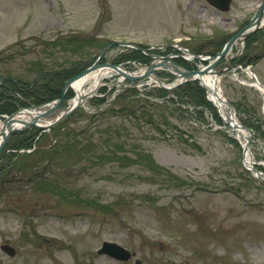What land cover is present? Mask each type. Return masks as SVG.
<instances>
[{"label": "rangeland", "instance_id": "obj_1", "mask_svg": "<svg viewBox=\"0 0 264 264\" xmlns=\"http://www.w3.org/2000/svg\"><path fill=\"white\" fill-rule=\"evenodd\" d=\"M256 1L219 12L206 0H0V115L57 100L34 93L63 91L96 64L134 73L179 56L197 70L177 47L217 56ZM243 45L220 86L252 133L261 177L199 81L168 91L112 75L61 123L17 130L0 151V264H264V98L248 74L232 72L264 54V28ZM256 65L264 85V59ZM106 241L129 259L100 255Z\"/></svg>", "mask_w": 264, "mask_h": 264}, {"label": "bare ground", "instance_id": "obj_2", "mask_svg": "<svg viewBox=\"0 0 264 264\" xmlns=\"http://www.w3.org/2000/svg\"><path fill=\"white\" fill-rule=\"evenodd\" d=\"M262 1L263 0H257L255 3L250 5L251 11H254V10L257 11ZM187 54H188L186 55L187 60L191 62L193 59V55H191L190 53H187ZM157 64L158 65L156 67L159 66L160 70H164L167 73H169L172 82L168 83L169 80H164L161 77H160L161 79H158L156 78L154 74H150L149 76L150 80H145V82H148V84H156L157 87H162L169 91L172 89V87L178 86V84L183 85L185 83H188L187 82L188 79L183 74H181L183 72H180V70H177V68L173 66L171 60L167 61L166 64L160 63V61H158ZM200 68L203 69V66ZM120 70L123 71L122 68ZM246 70H247V73L252 77L253 76L252 75L253 73H251L252 71L249 69H246ZM146 71H147V66L140 67L138 72H134V74L132 75L133 77L141 76L144 73H146ZM116 74H118V70L116 69H113L110 67H101L77 79L72 84L73 88H70L76 93V96L70 101V104H69L70 107L79 106L75 110V112L79 108L83 107L89 98L96 96L97 91L102 86V82L104 78L110 77ZM234 77H237V75H235ZM193 78L195 80L201 81L204 90L207 92L208 99L210 100L212 105L218 109V112L221 118L223 119V121L226 122V124H228V126H230L234 130L237 137L240 138V140L242 141V144H243L242 148L244 149L245 166L250 168L252 171H254V173L258 172L259 174H261V172L258 171L253 166L254 162H253V154L251 151V143L249 144V138H250L249 129L241 123V121L239 120L237 116L235 109L232 107V105L229 103V101L224 97L222 93V88L220 84H221V80L223 76H218L214 72H208V73L203 72L201 74L195 75ZM140 82H144V80H141ZM118 83L119 84L124 83L123 76L120 77V79L118 80ZM251 85L260 87L255 82L252 83ZM260 88H261V91L264 92V87H260ZM49 108H50V105L48 104L44 106L41 105L40 107H37V108L23 109V110L16 112L15 116L9 118V122L7 125L3 121H0V145L1 143H3L5 132L7 131L11 132L12 129L23 130V129H27L30 127L47 126L53 123L54 121H56L57 118L62 117L69 109L68 107H64L56 115L45 116L39 119L36 123L37 126L30 125L37 116L42 115ZM261 175H263V173Z\"/></svg>", "mask_w": 264, "mask_h": 264}, {"label": "water", "instance_id": "obj_3", "mask_svg": "<svg viewBox=\"0 0 264 264\" xmlns=\"http://www.w3.org/2000/svg\"><path fill=\"white\" fill-rule=\"evenodd\" d=\"M211 5L217 7L219 10L221 11H227L229 10V6H230V3H231V0H207ZM264 14V0L262 1L258 11H257V14L256 16L252 19V21L250 22L249 26L247 28H245L243 31L235 34L234 36H232L228 41L227 43L225 44V46L222 48V50L218 53L217 56H211V57H205V56H202V55H193V60H197V61H200L202 63H208V65L206 66H203V69L202 68H198L197 70H194V71H188V70H185V69H181L177 63L173 60L172 61V64L174 67L177 68V70H180V72H183L181 74H183L189 82V81H195V79L193 78L195 75L197 74H201L203 72L205 73H208V72H214L216 75L218 76H221L224 72L223 71H216V68L217 66L222 62L223 59H225L227 57V55L230 53V50L232 49L233 45L236 43L237 40H239L240 38H244L245 36H248L250 33H248L247 29L250 28L252 25L255 24V26L258 25V23L260 22L262 16ZM180 51L182 52H188L190 53L188 50L186 49H183V48H179ZM103 54V52H102ZM191 54V53H190ZM103 56V55H102ZM168 60L164 59L161 63H165L167 62ZM158 64L155 63V62H152L151 64H149V69L148 71L141 75V76H137V77H133L129 74H127L125 71H121V66L120 65H115V64H104V65H99V64H96V65H93L87 69H85L84 71L80 72L79 74H77L76 76L68 79L64 85V88H63V91H62V95L61 97L54 101V102H51V103H48L50 105V108L45 111L42 115H39L37 116L34 121L30 124L32 126H37L36 123L39 119H41L42 117H45V116H53V115H56L61 109H63L64 107H67L64 105V102L66 101V95H67V92L70 90V88H73L72 87V84L77 80L79 79L80 77H82L83 75H86L98 68H101V67H111L113 69H116L118 70V73L120 75H122L123 77L125 78H128L130 80H140V79H145L147 77L150 76V74H154L156 76V78L158 79H161L158 74L155 73V69L157 68ZM120 68V69H119ZM190 78V79H189ZM255 78V77H254ZM200 84L201 86L202 83L200 81ZM258 85L260 86V84L258 83ZM178 86H180V84H178ZM177 87V86H176ZM176 87H172V88H176ZM48 104H45V105H48ZM44 106V105H43ZM40 107V106H39ZM70 107V105L68 106V108ZM79 106H72L68 109V111L60 118H57L56 121H54L53 123L47 125V126H44V127H38L37 128H42V129H52L53 127H55L58 123H61L64 119H66L67 117H69L70 115H72L75 110L78 108ZM31 109V108H29ZM14 115H12L11 117H13ZM9 117V118H11ZM9 122V119L7 120V122L5 123L6 125L8 124ZM17 131V129H12L11 132L10 131H7L5 132V135H4V140H3V143H1L0 145V151L2 150V148L5 146L7 140L9 139L10 135ZM249 134H250V138H249V144L251 143L252 141V134H251V131L249 129ZM256 171V169H255ZM259 177H261L262 175L259 174L258 172L256 173ZM2 249L7 252L9 255L11 256H14L15 255V249H13L12 247L10 246H3ZM100 254H107L111 257H114L118 260H122V261H126L129 259V253L128 251H126L124 248L120 247L119 245L117 244H114V243H110V242H105L103 244V247L102 249H100L99 251Z\"/></svg>", "mask_w": 264, "mask_h": 264}, {"label": "trees", "instance_id": "obj_4", "mask_svg": "<svg viewBox=\"0 0 264 264\" xmlns=\"http://www.w3.org/2000/svg\"><path fill=\"white\" fill-rule=\"evenodd\" d=\"M59 76L64 79V78L68 77L69 75H66V77H65V76H62V74H58L57 77H59ZM50 77H56V76H50ZM54 88H55L54 86L53 87H51V86L42 87L41 86L39 89H37V91L34 93V95L37 96V99H41L40 103H42L43 100L49 101L50 99H55L57 96L60 97L61 92H62V88H60V89H54ZM39 90H41V91H39ZM69 94H70V92L68 93V95ZM203 100L205 101V99H203ZM40 103H38V104H40ZM2 108H6V107H2ZM259 125H261V123ZM30 146H31V144L22 145V146H19L16 148L13 147V150H17V149L20 150L21 148L27 149ZM2 179H4V178L1 177L0 180H2Z\"/></svg>", "mask_w": 264, "mask_h": 264}, {"label": "flooded vegetation", "instance_id": "obj_5", "mask_svg": "<svg viewBox=\"0 0 264 264\" xmlns=\"http://www.w3.org/2000/svg\"><path fill=\"white\" fill-rule=\"evenodd\" d=\"M249 20H250V19H248V21L246 22V24H245L243 27L247 26V24L249 23ZM241 30H242V29H241ZM245 54H246V53H245V51H244L243 54H242V56H244ZM263 55H264V54H262V55H260V56H263ZM260 56H259V57H260ZM259 57H258V58H259ZM258 58H257L256 60H254V64L257 63ZM245 60H246V59H245ZM245 60H244V61H245ZM241 61H243V60H241Z\"/></svg>", "mask_w": 264, "mask_h": 264}]
</instances>
